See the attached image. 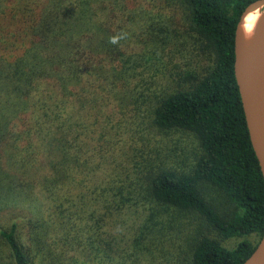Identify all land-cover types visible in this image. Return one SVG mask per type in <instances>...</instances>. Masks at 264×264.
I'll return each instance as SVG.
<instances>
[{
  "label": "trees",
  "instance_id": "1",
  "mask_svg": "<svg viewBox=\"0 0 264 264\" xmlns=\"http://www.w3.org/2000/svg\"><path fill=\"white\" fill-rule=\"evenodd\" d=\"M253 1L0 0V264H242L264 231L233 76Z\"/></svg>",
  "mask_w": 264,
  "mask_h": 264
},
{
  "label": "water",
  "instance_id": "2",
  "mask_svg": "<svg viewBox=\"0 0 264 264\" xmlns=\"http://www.w3.org/2000/svg\"><path fill=\"white\" fill-rule=\"evenodd\" d=\"M258 10V19L248 51L242 55L241 22ZM233 76L239 95L249 143L264 185V0L249 3L235 27ZM242 264H264V231Z\"/></svg>",
  "mask_w": 264,
  "mask_h": 264
},
{
  "label": "bare ground",
  "instance_id": "3",
  "mask_svg": "<svg viewBox=\"0 0 264 264\" xmlns=\"http://www.w3.org/2000/svg\"><path fill=\"white\" fill-rule=\"evenodd\" d=\"M258 16V10H254L248 13L241 22L242 55L250 48Z\"/></svg>",
  "mask_w": 264,
  "mask_h": 264
},
{
  "label": "rangeland",
  "instance_id": "4",
  "mask_svg": "<svg viewBox=\"0 0 264 264\" xmlns=\"http://www.w3.org/2000/svg\"><path fill=\"white\" fill-rule=\"evenodd\" d=\"M4 218H5V216H3L2 218H0V225L2 224V223H4ZM0 258L2 259V260H4V261H8V252H7V249L2 245V244H0Z\"/></svg>",
  "mask_w": 264,
  "mask_h": 264
},
{
  "label": "clouds",
  "instance_id": "5",
  "mask_svg": "<svg viewBox=\"0 0 264 264\" xmlns=\"http://www.w3.org/2000/svg\"><path fill=\"white\" fill-rule=\"evenodd\" d=\"M123 38V34H118L116 36L109 38V43L116 45L119 43V41Z\"/></svg>",
  "mask_w": 264,
  "mask_h": 264
}]
</instances>
